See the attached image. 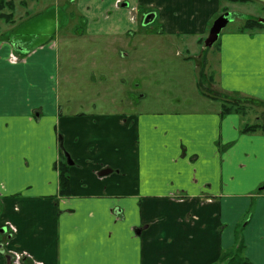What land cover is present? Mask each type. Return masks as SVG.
<instances>
[{
    "label": "crops",
    "instance_id": "obj_1",
    "mask_svg": "<svg viewBox=\"0 0 264 264\" xmlns=\"http://www.w3.org/2000/svg\"><path fill=\"white\" fill-rule=\"evenodd\" d=\"M72 1L83 44L107 38L114 78L62 104L56 40L0 38V264L11 253L23 264H218L239 227L243 256L264 264V132L242 133L250 122L207 96V110H124L128 69L116 52L139 17L152 11L161 33L198 35L220 0ZM253 33L219 38L216 81L264 104V30Z\"/></svg>",
    "mask_w": 264,
    "mask_h": 264
},
{
    "label": "rangeland",
    "instance_id": "obj_2",
    "mask_svg": "<svg viewBox=\"0 0 264 264\" xmlns=\"http://www.w3.org/2000/svg\"><path fill=\"white\" fill-rule=\"evenodd\" d=\"M11 1L13 8L4 7L0 10V15L9 16H0V38L5 36L12 40H21L27 46L39 44L51 37L56 40L59 53V95L62 104L67 100L69 90L71 98L81 97L86 100L92 93L81 92V89L95 86V83L99 86L101 79L106 80V86H111L114 76L105 63L107 55L113 52L106 49L107 44L104 42L107 38L104 37H100L98 43L83 44L87 35L83 28L84 18L78 13V3L72 0ZM220 2V8L207 21L205 30L198 35L182 32L170 34L165 30L161 33L162 27L157 19L143 25L139 17L136 37L123 50L131 55L123 57V51L119 48L116 52V59L124 60L125 68L128 69L123 85L124 93H130L131 102L126 104L124 110L136 114L144 111L207 110L215 103L214 100L205 98L200 91L203 90L208 96H215L220 101L235 102L237 108L233 107L232 110L242 115L249 124L261 125L264 132V104L253 98L225 94L219 90L216 81L218 41L211 47H204L203 43L196 41L197 38L204 41L214 19L225 11L232 18L221 30L218 40L230 32L253 35V32L241 31L240 27L243 20L249 17L264 18V0ZM150 34L155 38L150 42L146 40L143 44L140 36ZM129 39L132 37L129 36ZM71 51L76 57H69ZM66 73H73L70 80H65ZM78 89L80 94L76 91ZM236 233L240 240V227ZM23 260L19 264H23Z\"/></svg>",
    "mask_w": 264,
    "mask_h": 264
},
{
    "label": "trees",
    "instance_id": "obj_3",
    "mask_svg": "<svg viewBox=\"0 0 264 264\" xmlns=\"http://www.w3.org/2000/svg\"><path fill=\"white\" fill-rule=\"evenodd\" d=\"M231 1H235V0H231ZM13 6H14L13 1H11V0H0V10H2L4 7L11 9V8H13ZM0 16L9 17L8 15H3V14ZM262 29H264V24L258 22L256 18H251V17L244 19L243 24L240 27L241 31H250V32L259 31ZM199 43H202V39L199 40ZM200 91L204 96L210 97L212 99H217L215 96H210V95L208 96V94L205 93L203 90H200ZM250 100L253 101V99H250ZM220 102H221L220 113L222 115L229 114V113H236L235 111L232 110L233 107L237 108V105L235 104V102L230 103V102H227L225 100H223V101L221 100ZM258 103H260V102H258ZM262 130H263V127L261 125H259L258 123L257 124L245 123L241 128L242 133H254V132H258V131L262 132ZM59 177H60V181H59L60 193L63 195H67V193H68V174H67V165L66 164H62L60 166ZM218 263H222V264L223 263L224 264H251V262L243 256V243H242L241 238H240V240L237 239V233H235L234 245L230 249L225 250L221 253V255L218 259Z\"/></svg>",
    "mask_w": 264,
    "mask_h": 264
},
{
    "label": "water",
    "instance_id": "obj_4",
    "mask_svg": "<svg viewBox=\"0 0 264 264\" xmlns=\"http://www.w3.org/2000/svg\"><path fill=\"white\" fill-rule=\"evenodd\" d=\"M228 16H229V12H224L223 14L219 15L214 19V21L212 22L209 28L208 35L203 41L204 47H211L218 40L221 30L226 26V24L230 19ZM154 17L155 14L153 12L147 13L143 17L142 24L143 25L149 24L150 22L153 21ZM257 21L264 24V18L262 17L258 18ZM66 161L68 164H71L69 161V157L67 155H66ZM261 188H264V186ZM139 230L140 229H136V233L139 232Z\"/></svg>",
    "mask_w": 264,
    "mask_h": 264
},
{
    "label": "built area",
    "instance_id": "obj_5",
    "mask_svg": "<svg viewBox=\"0 0 264 264\" xmlns=\"http://www.w3.org/2000/svg\"><path fill=\"white\" fill-rule=\"evenodd\" d=\"M11 228V227H10ZM12 229V228H11ZM13 256H14V260H13V262L15 263V264H19L20 263V259L22 258V256H21V254H13Z\"/></svg>",
    "mask_w": 264,
    "mask_h": 264
},
{
    "label": "flooded vegetation",
    "instance_id": "obj_6",
    "mask_svg": "<svg viewBox=\"0 0 264 264\" xmlns=\"http://www.w3.org/2000/svg\"><path fill=\"white\" fill-rule=\"evenodd\" d=\"M150 11H148V12H145V13H143V15H142V17H141V22H142V20H143V17L147 14V13H149ZM232 15L231 14H229V18L231 19L232 17H231Z\"/></svg>",
    "mask_w": 264,
    "mask_h": 264
}]
</instances>
